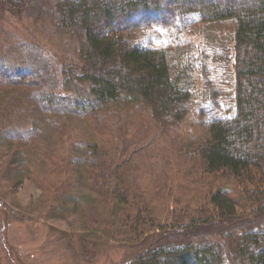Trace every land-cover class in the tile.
Returning <instances> with one entry per match:
<instances>
[{
	"label": "rangeland",
	"instance_id": "obj_1",
	"mask_svg": "<svg viewBox=\"0 0 264 264\" xmlns=\"http://www.w3.org/2000/svg\"><path fill=\"white\" fill-rule=\"evenodd\" d=\"M230 1L243 0H223ZM0 2V82L32 75L43 82L48 79L44 72L50 71L60 83L69 70H76L79 61L75 37L57 32L53 24L36 17L29 8L21 12L10 8L9 0ZM235 29L234 20L198 23L180 41L166 45L171 64L180 61V53L191 50L192 45L195 62L202 60L205 53L204 62L213 72L209 76L198 64L184 65L182 86L188 87L196 99L191 113L174 125L162 126L141 106H135L127 111L110 109L87 119L56 118L62 126L54 127L35 103V97H30V87L18 88L11 96L0 88L1 109L18 100L22 104L18 112L14 111L22 118L20 130L15 129L16 125L8 129L0 123V264H131L164 236L183 240L184 234L175 229L170 232L166 227L188 224L190 214L201 208L213 212L209 196L226 190L239 198L243 186L231 172L209 173L206 169L200 151L211 140L210 129L206 118L198 113L203 93L198 91L204 89L205 76L211 79V88L233 96ZM132 37L140 39V34L133 33ZM215 57L221 59L217 63L223 70L216 69ZM67 89L71 88L58 93L81 97L76 87L71 89L73 93ZM21 136L29 142H20ZM85 153L102 157L111 177H122L121 191L132 202L116 222V228L124 232L110 237L106 232V240H110L103 244L98 239L101 234L94 231H104L102 218H108L112 204L95 208L99 225L86 220L73 202L67 206L75 212L64 219L53 210L59 191L68 188L76 197L87 193L77 184L87 166ZM76 158L85 165L80 167ZM111 183L114 187L118 180L114 178ZM88 197L96 202L91 194ZM262 204L236 206V219L230 226L218 219L208 230L192 231L191 243L219 241L235 257L242 246L240 230L250 224L264 226ZM218 231H223L222 237H216ZM238 260L248 262L240 257Z\"/></svg>",
	"mask_w": 264,
	"mask_h": 264
},
{
	"label": "trees",
	"instance_id": "obj_2",
	"mask_svg": "<svg viewBox=\"0 0 264 264\" xmlns=\"http://www.w3.org/2000/svg\"><path fill=\"white\" fill-rule=\"evenodd\" d=\"M8 6L21 12L29 8L36 17L53 24L57 32L77 39L79 65L76 70H69L67 77L59 76L60 83L50 71L44 72L48 79L43 82L34 75L24 79L5 78L0 82L1 90L10 96L18 88L30 87V97H35V103L54 127L62 126L56 118L87 119L110 109L127 111L135 106H141L145 114L162 126L179 123L191 113L196 99L188 87L182 86L184 65L198 64L209 76L213 72L204 62L205 53L203 61L195 62L192 45L191 50L180 53V61L171 64L166 45L180 41L195 24L234 20V93L229 96L226 91L211 88V79L204 77V89L198 91L203 92L198 113L207 120L211 140L201 148L200 155L209 173L228 170L240 181L243 191L237 199L226 190L209 196L213 212L201 208L190 214L188 224L166 227L170 232L175 229L176 233L184 234L183 240L164 236L131 264H242L237 261L239 257L247 260V264H264L261 223L240 230L242 246L237 248L235 257L222 242L203 239L197 244V241L191 243L194 239L190 238L192 231L208 230L218 219L230 226L236 219V206L264 203V0L227 3L223 0H33L31 3L9 0ZM133 33L140 34V39L133 38ZM213 61L216 69H224L217 63L221 59L215 57ZM67 87L72 90L76 87L81 97L58 93ZM18 101L4 110L0 108L1 125L8 129L16 125L17 131L22 119L14 112L21 109ZM18 140L29 142L22 136ZM97 157L85 153L84 161L89 168L85 167L84 175L77 181L87 193L76 197L65 188L59 191L53 210L59 212L58 218L64 219L75 212L67 206L73 202L86 220L99 225L95 208L112 204L111 213L106 214L108 218H102L104 231H94L101 234L97 238L103 244L106 232L108 237L124 232L116 228V222L131 208L132 202L121 191L122 177H111L102 157ZM76 160L80 167L85 165L81 159ZM124 163L122 160L121 164ZM114 178L118 183L113 187ZM90 194L96 202L88 197ZM261 207L264 209V204ZM151 228L158 230L154 225ZM222 234L223 231H218L216 237Z\"/></svg>",
	"mask_w": 264,
	"mask_h": 264
}]
</instances>
